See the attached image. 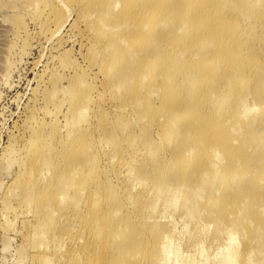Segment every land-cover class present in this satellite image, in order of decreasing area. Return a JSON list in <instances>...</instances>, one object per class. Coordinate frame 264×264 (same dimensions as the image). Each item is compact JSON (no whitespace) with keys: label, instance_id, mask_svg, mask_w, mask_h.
<instances>
[{"label":"bare ground","instance_id":"1","mask_svg":"<svg viewBox=\"0 0 264 264\" xmlns=\"http://www.w3.org/2000/svg\"><path fill=\"white\" fill-rule=\"evenodd\" d=\"M67 1L80 9V14L82 13L87 20L89 19L87 22L89 28L95 25L94 46L99 48V43L104 41L106 42L104 46L106 51H104L112 53L110 57L98 60L96 64H98L99 72L103 74L105 79L115 78L114 83L109 82L108 84L115 91V94L121 89H125L127 92H130L133 88L139 92L142 91L143 80L157 67L162 48L167 53V65L161 73L162 86L172 82L174 68L179 66L178 61L180 59L183 60L182 56L184 54H189V60L184 67L186 69L194 67V72L186 71L185 69L186 72L194 74L188 80L192 86L191 90L186 93L180 90L182 87L176 88L173 82L169 84L166 89L167 92H165L162 99L164 102H162L164 106L160 109L162 110L160 111L162 115L160 114L156 118L155 123L148 122L149 126H146L151 127L152 124H156L160 130L164 131L162 142L172 140L174 142L172 143L176 144L174 146L176 151L172 159L165 164H161L158 159L151 160L152 148H147L140 152V156L147 158L138 160L137 156L140 150L131 144L128 146V155L124 157V160L118 161L119 164L127 167L125 175L121 178L123 184V188H121L126 192L127 201L130 205L134 207L135 198L141 197L144 200H149L148 197L154 194L156 195V197L153 196L155 198L154 201H158L162 196L164 199L169 196L174 201L170 206L175 207L177 204L182 203L183 207H187L185 205L187 199L183 198V192L185 193L186 191L187 194L192 192L190 195L193 198L190 200L194 205L199 197L193 192L199 190H204L205 195H207L204 201L206 208L220 206L222 202L219 199L226 197L231 192L234 195H240L242 201L239 203H226V206L232 209V212L227 214L229 224L225 225L218 222L219 224L216 223L217 227L215 224L213 233L217 235V233L220 234L224 230L226 235L222 242L223 245L220 243V247H215L217 251L215 255H220V258L217 256L215 260V255L213 254L212 258L215 260L213 262L212 259L208 260L210 258L205 253V250H200L201 252L197 250L199 251L198 256H196L197 251L195 252V250V255H192V252L190 254V250L187 251L190 255L186 254L185 251L182 256L180 252L170 249L169 240L171 234L169 233L175 231L173 223L175 221H172V219L168 220L167 223L160 222V218L166 213V208H162L160 212L158 211L157 215H151L157 203L147 206L149 213V219H147L151 221L146 230L143 226L147 220L145 221L142 217L137 216L135 212L129 211L125 213L124 218L116 221L114 217L119 211L120 203L112 192L113 186H106L105 198L100 196L98 191L100 184L97 183L96 177L101 171L95 164H92L93 161L97 160L94 159V155L91 153L90 143L93 140V133L101 130L97 126L91 129H83L79 125L85 123L83 122L84 118H79V115L86 114L93 103L91 89L84 84L86 80L83 81L84 76L81 75L75 76L76 80L65 93L66 99L69 101L66 108L67 112L65 111V113L67 116H71L72 120H70L72 122L64 119L65 123L59 126L55 118L52 117L50 122L35 123L28 130V138H26V143L28 144L20 154V162L17 160L18 150L15 149V145H9L10 147L5 148V152H3L4 154L0 159L5 163L6 168H10L14 162H19V172L13 181L16 188H21L22 195L18 197V202L16 201L15 203H18L17 206L19 207L24 204L28 212V210L33 211V206L36 203L33 206L31 204L34 201L37 202L33 212L34 217H32L36 218V225L33 226L34 233L38 236L41 229L45 228L48 225L47 223L55 218L54 215H59L60 213L64 215L63 211L66 210L76 215L79 213L89 214L94 226L92 229L94 233L82 238V240L75 239L79 246L66 255L69 260H74L73 263L75 264H125L129 261H133V264H141L144 262L143 259L146 260L150 257L152 258L150 260H153V264H236L240 260V251L237 249H240L238 247L241 244L237 243L239 241L236 240L237 236L235 237V235L239 232L242 234L245 247L247 248L242 255L243 264H264V225L254 226V221L258 217L264 218V165L258 168L252 167L257 161L258 154L264 156V76L263 73H260L261 79L259 78L260 75L256 70L258 69L257 67H261L262 63L252 55L256 49L252 50L248 45L252 38L256 40L260 38V43L264 42V8L261 5L259 6V1L229 0L227 6L218 13L215 12L214 7L211 5V0ZM29 3L33 6L35 3H40L43 6L42 14L44 17L40 22V30L48 34L50 39L60 34L61 28L65 26L70 16H72L71 9L69 6L64 5V0H29ZM23 7L22 4H19L15 12L20 13ZM234 9L237 10L235 14L236 21L235 18L229 20L227 17L230 11H234ZM250 10H253V12H250ZM33 11H36V9ZM133 14L135 15L133 16ZM220 16L225 17L220 18ZM170 21L175 22L171 29L166 34L162 33L159 36L160 39L156 41L155 38L159 33L158 28L160 25L165 27ZM52 23L54 25L50 28ZM17 26L18 28L22 27L20 22L17 23ZM124 26L128 29L127 31ZM76 27L80 30L79 25H76L75 20H72L67 29L68 34L77 30ZM258 29L261 31V35L263 34V37L258 35L260 34L257 32ZM214 31L221 34L222 37L217 34L218 38L216 40L210 35V32L212 34ZM62 35L58 41L62 39ZM54 41L56 42V40ZM220 41L227 46L222 49L223 43L220 44ZM207 49L208 52L206 51ZM243 49H245V52ZM204 52L206 54H202ZM209 55L212 60H207ZM141 57H145L142 65L144 69L143 76L132 87V74L136 73L135 68L139 65ZM125 59L130 60L127 68L131 71L123 67ZM183 69L180 71H183ZM208 70L213 71L212 74H209V79L207 80L209 92L198 96L196 91L200 86L202 73L209 72ZM219 78H224L223 87L221 85L222 88L220 89L223 93H219L218 87L214 88ZM58 79L60 78L58 77ZM155 85H151L147 91L149 94L155 93ZM105 91L106 89L104 88L102 92L105 93ZM59 92L64 95L63 90L59 89ZM103 95L104 99L106 94ZM232 96L234 102L228 106L226 102ZM249 96L252 99L255 98L257 103L251 106L248 105ZM135 98L140 99L139 103L143 102L139 96ZM197 99L201 101L199 104L195 102ZM182 101L194 106L181 107ZM61 103L64 102L61 101ZM61 103L55 101L53 105L62 107ZM200 106H202V110L198 113ZM120 109L124 111L125 106L121 105ZM52 112L47 111V114L52 116ZM104 117L106 115L102 112L101 121L102 123L105 122L103 123L102 131L105 132L109 128L110 131L114 132L117 129V124H119L118 120L117 124L115 121L112 124H106L107 121L103 119ZM101 121H98L99 125ZM215 122L220 126V131L217 133H213L208 129L209 125L215 124ZM65 127L68 129L63 132ZM69 127L71 129L75 128L70 130ZM259 128L263 130L259 132ZM113 137V134L108 136L109 139ZM192 140L193 142L191 143ZM189 143L191 146L187 145ZM244 153L245 157H243ZM112 154H115V152ZM112 156L114 157V155ZM223 157L226 158V162L221 168ZM141 170H144L146 178L139 177L138 173ZM177 173L178 176L176 175ZM79 174H82L83 177L76 183L74 179ZM148 179L153 184L151 188L154 193L148 190H151L150 186L146 187L143 185ZM105 182H108V180ZM130 182H132V185H130ZM215 182H217V188L214 191ZM87 184L91 186L87 189L88 194L85 200L79 195V197H76L77 192L84 193L83 190ZM139 185L145 188L142 187L143 189L138 190L140 188L138 187ZM253 187L259 193L251 195L252 197L249 198L248 194H250V189ZM9 191L7 192L8 194ZM71 192L76 195L74 197L69 195ZM80 197L84 201L82 205H79ZM65 200H67V203L62 204ZM183 201H185L184 204ZM105 202H110L107 207L103 206ZM248 207L255 210L256 213L252 219L248 221L244 219L242 221L244 223H242L244 225L242 226V231L240 228H235L234 225L236 221L241 222L239 217L242 214V209ZM24 208L19 209H22L23 212ZM8 209L10 211L12 209L11 206L10 208L8 206ZM16 209L18 210L17 207ZM13 212L15 211L13 210ZM20 213L17 216L21 218ZM193 213L194 211L190 209L185 212L188 217L193 215ZM62 215L59 216L62 217ZM14 216L16 218V214ZM83 217L80 218L83 219ZM71 218L74 217L72 216ZM63 220H67V218ZM12 221L14 220L12 219ZM52 223L50 222V224ZM198 227L201 232L200 226ZM186 228H188V225L183 230ZM205 228L202 229L204 230ZM62 230L67 235L77 230V226H68ZM80 231H83V227ZM143 232L147 234V238L140 240L139 237L144 235ZM45 235L42 233L40 235L41 238L38 237L41 239L39 247L43 244ZM129 235L132 236V238L130 236V240ZM195 235L197 236V234ZM215 238L213 240H216ZM39 239L36 240L37 243ZM33 241H35L34 238ZM199 241L202 244L204 243V240ZM144 242H146L145 247L141 245ZM193 242L192 240L189 243L191 244V246H188V248L190 247L189 249H197L192 246ZM200 242L197 239L196 244ZM209 244H211V241ZM254 246H258L256 248L260 249L261 247L263 248V250L256 249L257 254L258 252L260 253V255L258 254L259 258L253 257L255 254ZM42 253L45 257L43 251ZM171 255L174 260H171ZM91 256L98 261L94 263V260L92 261V258H89ZM48 259L45 264H50ZM186 260L189 261L187 262Z\"/></svg>","mask_w":264,"mask_h":264},{"label":"rangeland","instance_id":"2","mask_svg":"<svg viewBox=\"0 0 264 264\" xmlns=\"http://www.w3.org/2000/svg\"><path fill=\"white\" fill-rule=\"evenodd\" d=\"M228 1L229 0H211V5L214 7L215 12L218 13L227 6ZM258 1H259L258 2L259 6L261 5V7L264 8V0H258ZM19 4H22V6H24L21 9L20 13L15 12L16 9H18ZM64 5L70 7L72 16H70L69 18L70 20L68 19L65 26L61 28L60 30L61 32H59L60 34L53 37V39H50L48 34L40 30V22L44 17V15L42 14L43 6L40 3L39 4L35 3L33 6L30 5L29 0H0V159L4 154L3 152H5V148H8L9 145L10 146L15 145V149L18 150L16 155L17 160L20 162L19 160L20 154L24 151V149L27 147L28 144L26 143V138H28V130L30 127H32V125H35V123L50 122L51 120L50 118L54 117L55 120L58 122V125L60 126L63 125V123H65L66 119L69 121L72 120L71 116H67V114L65 113V111L67 112L66 108L68 107V103H69L68 99H66L65 93L71 88V85L76 80V77L83 75L84 76L83 81L86 80V83L84 82V84L90 87L91 89V98L93 100V103L91 107H89V110H87L86 114H81L79 115L80 117L78 116L79 118H84L83 122H85L84 124L81 123L79 125L82 126L83 129L84 128L91 129L97 126L98 129L102 131L103 123H105V122L102 123L101 121L102 112H104V114L106 115V117L103 118L107 121L106 124L107 123L112 124L113 121H115V123L117 124V120L119 122V124H117V129L114 132L110 131L109 128L106 129L105 132L103 131L101 132L99 130L95 131V133H93V140L90 143L91 153L94 155V159L97 160V161H93L92 164H95L97 168H99V170L101 171V173L98 174V177H96V180H98L97 183L100 184L98 189L99 194L101 197L103 196V198H105L106 186L107 185L113 186L112 192L113 194H115L116 199L120 203L119 211L116 214V217H114V219L117 221L119 219L124 218L126 215L125 213L129 211L133 213L135 212L137 216L142 217L145 221L147 220L145 225L143 226V228L146 230L148 224L151 221L148 220L149 213L147 206H150L153 203L154 204L157 203L156 208L154 212L153 211L151 212V215L153 216L157 215L158 211L160 212L162 208H166V213L162 218H160V222L167 223L168 220H172V219H173L172 221H175L173 222L175 231L172 229L174 232L169 233L171 234L169 240L170 249H174L173 251L175 252L176 251L180 252L182 256L185 253V251L186 254L188 255H190L192 252V255L193 254L195 255L197 253L196 256H198L200 250L201 251L205 250V253L208 254L210 258L208 259L207 256V259L208 260L212 259V262L217 259V256H219L218 258H220V255L217 256L215 255V253H217L215 247L216 248L220 247L226 234L224 233L223 230L221 231L220 234L217 233V235H215L213 233L215 229V224L218 222L224 223L225 225L229 224V218L227 217V214L231 213L232 209H229V207L226 206V203L241 202L242 198L240 197V195L237 196L231 192L226 197H221L219 199L222 202L220 206H217L216 208H210V207L206 208L204 201L207 195H205L204 190L193 192L196 196L199 197L198 200L194 203V205L190 200L193 198V196L190 195L192 192H190V194L189 193L187 194L186 191L185 193L183 192V196H184L183 198L187 199L186 201L187 203L185 204L187 207H183L182 203L177 204V206L175 207L170 206V204H172V202L174 201L171 198H169V196H167V199H164L162 196L158 201H154L155 199L154 197H156V195L153 194L151 197H148L149 200H144L141 197L135 198L136 201L134 202V207H132L133 205H130V203L127 201L126 192L122 190L123 184L121 178L123 175H125V170L127 167L119 164L118 161L124 160V157L128 155L129 145L132 144V146L134 145L133 147H137L140 150L137 156L138 160H144L147 158L144 156H140L141 154L140 152H142V150L144 151L147 148H152V154L150 156V159L151 160L158 159L161 162V164H165L170 159H172L173 154L176 151V147H174L176 146V144L174 145L173 144L174 142L172 140H169V142H162V138L164 134V131L162 129L160 130L156 124H152L151 127H146V126H149L148 122L155 123L156 118L162 113L160 112L162 111L160 109H162V107L164 106L163 105L164 102L162 99L164 97L165 92H167L166 89L169 84L173 82L176 88L179 89L182 87L183 89L181 88L180 90H183L186 93L187 91L191 90L192 86L188 80L190 76H193L194 74L193 73L190 74L186 71L194 72V67L192 68L188 67V69L184 67L186 65V62H188L189 60V54L187 53L184 54L182 56L183 60L180 59L178 61L179 66H177V68H174L175 71H173L172 74V80H171L172 82L168 83L165 86H162L161 73L165 68V66L167 65L166 62L167 53L162 48L160 50V60L157 67L149 74V76H147L144 79L145 81L143 80L144 83L143 90L139 92L135 88H133L130 92H127L125 89H121L119 91L120 93L118 92L116 93L117 94L116 95L115 91H113L110 88V86H108L109 82L112 83L115 82V78L105 79L103 74L99 72L98 64H96L98 60L104 59L106 57H110V55H112V53L105 52L106 50L104 49V46L106 42L101 41L99 43V48L95 47L93 44L94 34L96 29L95 25L92 28H89L87 23L89 19L87 20V18L84 15H82V13L80 14L79 11L80 9L73 6L71 3H68L67 0L66 1L64 0ZM34 9H36V11H33ZM236 9H234V11H230L229 15L227 16L229 20H233L235 18L236 16L235 14L237 13ZM179 10L181 9L179 8ZM250 12H253V10H250ZM134 15L135 14H133V16ZM224 17L225 16H220V18H224ZM72 20L73 21L75 20L76 25H79V29L81 31L78 30V27H76L78 31L74 30V32L71 31L68 34L67 29L70 23L72 22ZM18 22L21 23L22 27L18 28L17 26ZM174 23H175L174 21H170L165 27H162L163 25H160V27L158 28L159 33L155 38L156 41L160 39L159 36L162 33L166 34L171 29ZM53 25L54 24L52 23L50 28H52ZM125 27L126 26H124V28ZM125 30L127 31L128 29L125 28ZM79 31L82 33H80ZM257 32L260 33L258 34L260 37H263V34L261 35V31L259 29ZM217 34L219 35V37H222L221 34H219L216 31H214V33L212 34L210 32V35H212L216 40L218 38ZM61 35H62V39L58 41L59 37L61 38ZM56 37L57 39H55ZM54 40H56V42ZM258 40L252 38V40L249 41L248 45L250 46L249 48H252V50L256 49L252 53V55L262 63L261 67H257L259 70L257 69L256 72L259 73V75L260 73H263L264 76V67H263L264 42L260 43V38ZM219 43L222 44L223 42L220 41ZM226 46L227 45L223 43V46L221 48L223 49ZM206 51L208 52V49ZM243 51L245 52V49H243ZM202 54H206V52ZM210 57L211 56L209 55V57H207V60H212ZM144 58L145 57L140 58L139 65L136 66L135 68L136 73H134L135 75L132 74L133 75V79H132L133 82L131 84L132 87L136 83V81L141 79V77L143 76L142 74L144 72L143 71L144 69L142 65L144 64L145 61ZM128 61L130 60L125 59L123 63V67L125 69L128 66L129 63ZM182 68H184L183 71H180ZM126 70L131 71L128 68ZM208 71L209 72L202 73L200 79V86L197 88L196 91L197 92L196 94L198 96H201L202 94L209 92L207 86L208 85L207 80L209 79V74H212L213 71L210 70ZM56 74L60 79H58ZM259 78L261 79V75L259 76ZM223 83H224V78H219L217 84L214 85V88L218 87L219 93H223L220 90L223 87ZM152 84H156V85L154 90L155 93L151 95L147 91L149 90ZM103 86L107 91V92L105 91V93L102 92L104 91V88H102ZM59 89L64 91L63 93L64 95H62V93L59 92ZM53 92L55 93L54 95ZM103 94H106L104 99H103L104 96ZM136 96L137 97L139 96V98H141L143 102L139 103L140 99L138 100L137 98H135ZM55 101L56 102L58 101V103L59 102L61 103V101L64 102L61 103L63 106L61 107L60 105H57L58 107L57 108L56 106L53 105ZM191 101L193 102V100ZM195 102L196 104H199L201 101L197 99ZM233 102H234V98L232 96L230 99L227 100L226 104L229 106V104ZM247 103L248 105L251 106L252 104H256L257 101L255 98L252 99V97L249 96ZM121 105L125 106L124 111H121L120 109ZM180 105L181 107L187 105L194 106L191 105L190 103H186L185 101H182ZM198 109H199L198 110L199 113L200 110H202V106H200V108ZM47 111H53L52 116L48 115ZM99 120L101 121L100 125L98 123ZM70 127H69L70 130L75 128L73 127L71 129ZM66 129L68 128L65 127L63 132H65ZM208 129L211 130L213 133H217L220 131V126L218 125L217 122H215V124H210ZM262 130L263 129L260 128L258 129L259 132ZM112 134L114 135V137L109 139L108 136ZM192 142L193 140L191 141V143ZM187 145H190V143ZM113 152H115V154H112ZM112 155H114V157ZM243 157H245V153L243 154ZM224 158L225 157H223L222 164L220 165L221 168L225 165L226 162V158L225 159ZM256 159L257 161L252 165V167H256V168L262 167L264 165V156L262 154H258ZM19 162H14L10 168H6L5 163L2 162V160H0V264H45L46 263L45 261L48 258H49L48 260H50V264H61V262L62 264H75L73 263L74 260L72 259L69 260L66 255L69 254V252L73 251V249H76L77 246H79L77 245L78 243L77 241H75V239L82 240V238H86L89 234L91 235V233H94V231L92 230L94 226L91 222L89 214L86 215L84 213H79L76 215L73 214L71 211L67 212L65 210L63 211L64 215H62L61 213L59 214L60 216L62 215V217H60L58 214L54 215L55 218L52 219V221H50L51 223L53 222L52 224H50V222L49 223L46 222L48 225L45 223L47 226L45 228H42L41 231L43 232L40 231V234L37 236L36 233H34L33 231L34 230L33 226L36 225L35 223L36 218H32L34 217L33 212H34V208H36L35 205L37 204V202L34 201V203L31 204L33 206L36 203L33 206V211L30 210L31 212L29 210L27 212L26 206L24 204H23L24 206L21 205L19 207L17 206L18 203H15L16 201L18 202L17 200L19 199L18 197L22 195L21 188H16V186H14V181H13L19 172V166H18ZM143 171L141 170L138 173L140 178H146L144 176L145 173ZM176 175L178 176V173ZM81 177H83L82 174L76 175L74 181L76 183L79 182ZM106 180H108V182H105ZM88 185L89 184H87L86 188L83 190L84 193L82 194V192L81 193L77 192V195L75 194L76 197L81 196L83 200H85L86 195L88 194L87 189L91 186ZM130 185H132V182H130ZM143 185L146 187L150 186L149 188H151V185L153 184L151 183V180L148 179L144 182ZM215 185L216 186L213 188L214 191L217 188V182H215ZM138 187H140L138 190H141L142 188L141 185H139ZM148 190L151 193L153 192L152 188L151 190L150 189ZM250 190H251L250 194H248L249 198L252 197L251 195L259 193V191L254 187L251 188ZM8 191L10 195L7 193ZM14 193L16 194L14 195ZM69 195H72L73 197L75 196L72 192L69 193ZM81 197H80L79 205H82L84 202ZM184 202L185 201H183V204ZM64 203L66 204L67 200L62 202V204ZM109 203L110 202H105L103 203V206L107 207ZM8 206L9 208L10 206L12 208L10 211L8 209ZM16 207L18 208V210L16 209ZM218 207L220 208L217 209ZM19 208L22 209L24 208V211L22 212V209L20 210ZM188 209L194 211L193 215L189 217L188 215L185 214V212L188 211ZM13 210L15 212H13ZM217 212H219V214H217ZM13 213L16 214L17 219L15 218ZM19 213L21 218L17 216L19 215ZM241 213L242 214L239 217V220L241 222L239 223L236 221L234 226L235 228L238 229L240 228L242 230V226H244L242 225L243 223L242 221L244 219H247V221L249 219H252L256 211L248 207L242 209ZM71 215L74 218H71L72 217ZM184 215H186V217H184ZM168 216L171 218L169 219ZM80 217L81 218L83 217V219H81ZM66 218L67 220H63ZM12 219L14 221H12ZM263 219L264 218L262 217H258L257 220L254 221V226L264 225ZM72 225H76L77 230H74L70 232V234L65 235L62 229H65L68 226L72 227ZM187 225L188 228L183 230L184 227ZM31 226L33 229L31 228ZM59 226L60 228H58ZM198 226H200L201 232ZM82 227H83V231L81 232L80 230L82 229ZM197 227L199 230L197 229ZM202 228H205L206 230L205 229L203 230ZM198 232H200L201 234ZM42 233L46 235L44 236L43 244L39 247L38 245L41 239H39L38 237H40ZM195 234H197V236ZM236 234L237 235H235V237L237 236V239L236 238L235 239L239 241L236 242L238 244H241L239 245V247L237 246L238 248H240L237 249L240 251L239 252L240 257L238 256L240 259L238 261L240 262L238 263L237 261L236 264H243L244 261H242L243 260L242 255L247 248L245 247L242 234L239 232H237ZM130 236L131 235H129V240L132 238V236L131 238ZM217 236H218V240H217ZM32 237L35 239V241H33ZM139 238L140 240H145V238H147V234L144 233V235H141ZM196 238L198 239V242H200L199 240L202 241L204 240V243L202 244V242H200L198 243L199 246H197L198 244H196L197 243ZM214 238L216 240H213ZM38 239L39 241L37 243L36 240ZM191 239L194 241L192 246L193 247L195 246L194 248L197 249H189L190 247L188 248V246H191V244H189L192 241ZM46 240L48 244L46 243ZM210 241L211 244H209ZM35 242L37 245L35 244ZM44 244L47 246H45ZM145 244L146 242L142 243L141 245L145 247ZM256 247L258 246H254V252L256 256L254 254L253 257L259 258L260 253L258 252L259 254L258 255L256 249H260V248H256ZM189 250H190L189 252L190 254L187 253V251ZM194 250L195 252L197 250L199 251L195 253ZM260 250H263V248L261 247ZM42 251L44 252L45 257L43 256ZM37 254L38 255L41 254L39 256L40 259ZM213 254L215 255L214 256L215 260L214 258H212ZM47 255L50 256L47 257ZM170 257L171 260H174L172 255ZM89 258H92V261L94 260V263L95 261H98L95 260L94 257L92 256ZM256 258L253 259L257 260ZM150 259L152 258L150 257L146 260L143 259L144 262L141 264H153V260ZM186 261L188 262L189 260ZM125 264H133V261H129Z\"/></svg>","mask_w":264,"mask_h":264}]
</instances>
